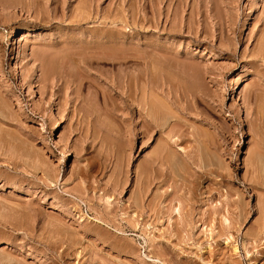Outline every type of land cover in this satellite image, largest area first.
I'll use <instances>...</instances> for the list:
<instances>
[{"label":"rangeland","instance_id":"1","mask_svg":"<svg viewBox=\"0 0 264 264\" xmlns=\"http://www.w3.org/2000/svg\"><path fill=\"white\" fill-rule=\"evenodd\" d=\"M0 264H264V0H0Z\"/></svg>","mask_w":264,"mask_h":264},{"label":"bare ground","instance_id":"2","mask_svg":"<svg viewBox=\"0 0 264 264\" xmlns=\"http://www.w3.org/2000/svg\"><path fill=\"white\" fill-rule=\"evenodd\" d=\"M81 9V8H80ZM57 51V50H56ZM55 59V58H54ZM49 67V66H48ZM49 71L51 72V71H53V67L52 66H50L49 67ZM150 94H151V92H149ZM154 95V94H153ZM156 97V96H155ZM155 99V98H154ZM153 102V101H152ZM143 104V103H142ZM150 104V103H149ZM155 105H153V107H154ZM156 107V106H155ZM150 110H148V113H149V111H150V113L147 115V116H149V118L151 119V121H149L150 123L149 124H154V125H158V120L159 119H157V118H155L156 116H154L152 113V107H151V104H150ZM157 108V107H156ZM148 109H149V106H148ZM155 109V108H154ZM154 109H153V111H154ZM159 109V108H158ZM156 110V109H155ZM160 110V109H159ZM152 112V113H151ZM157 112V111H156ZM158 114V113H157ZM146 117V116H145ZM148 122V121H147ZM158 122V123H157ZM164 122V121H163ZM153 125V126H154ZM162 126V125H161ZM154 128V127H153ZM170 137V136H169ZM157 161V160H156ZM162 166V165H161ZM234 250L235 251H237L238 250V246L237 245H234Z\"/></svg>","mask_w":264,"mask_h":264}]
</instances>
